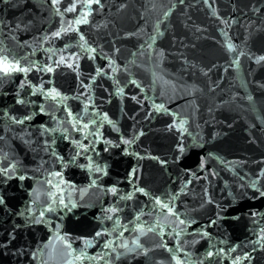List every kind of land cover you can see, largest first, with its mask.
<instances>
[{
    "label": "water",
    "instance_id": "1",
    "mask_svg": "<svg viewBox=\"0 0 264 264\" xmlns=\"http://www.w3.org/2000/svg\"><path fill=\"white\" fill-rule=\"evenodd\" d=\"M0 264H264V0H0Z\"/></svg>",
    "mask_w": 264,
    "mask_h": 264
}]
</instances>
